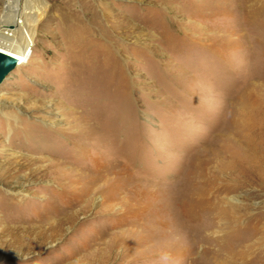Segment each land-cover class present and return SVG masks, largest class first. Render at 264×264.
Returning a JSON list of instances; mask_svg holds the SVG:
<instances>
[{
  "label": "rangeland",
  "instance_id": "rangeland-1",
  "mask_svg": "<svg viewBox=\"0 0 264 264\" xmlns=\"http://www.w3.org/2000/svg\"><path fill=\"white\" fill-rule=\"evenodd\" d=\"M20 5L0 84V264H188L181 213L217 189L237 219L198 213L210 226L191 257L211 262L215 238L264 264V0Z\"/></svg>",
  "mask_w": 264,
  "mask_h": 264
},
{
  "label": "bare ground",
  "instance_id": "bare-ground-1",
  "mask_svg": "<svg viewBox=\"0 0 264 264\" xmlns=\"http://www.w3.org/2000/svg\"><path fill=\"white\" fill-rule=\"evenodd\" d=\"M11 1H12L11 2V6L8 5L6 8H4V10L6 9L8 11L9 15H11V22H10L11 24H8V22L2 24V22L0 21V50H2L3 52H6V53H9V54L13 55V52H14V49H15V45L19 41V40L17 41V34H18V31H19V25H20V15H21L20 2H21V0H11ZM2 21H3V19H2ZM10 42H12L14 44H11ZM23 43H24V41H23ZM16 58L17 57H15V59ZM17 62H18V60H17ZM18 63L16 64L15 68L17 67ZM243 121L245 122V120H243ZM243 137H244V135H243ZM247 143L250 144L251 142H249L247 140ZM262 165L263 166H261V164H259V166H257V167L264 174V164H262ZM219 196H220L219 189H217L215 191V193L212 196L209 197V200H208V198L206 199L205 196L203 195L202 196L203 198L202 199L200 198L198 200L199 205L196 206L195 209H194L196 212H194V210H192V209H189V210H185V211H183L181 213V216L184 215L185 218L187 217L186 222H188V221L194 222L192 224H187L186 225L188 227V229H189V234H190L191 239H192V244H191L190 248L185 250V253H186L185 257H186V259L188 261V264H198V261L201 262V264H223V262L225 260L224 261L221 260L220 257L222 258L225 253L226 254H225L224 257H225V259H227L229 261V264H237V263H241V264L243 263L244 264L246 262H247V264H252L253 261H254V258L259 256V254L261 252H258V251L256 252L254 249H252L253 251L249 249L251 253L250 252H246V251L235 252L233 250V249H235L234 244H231L230 241L226 243V244H228V249H227L228 251L224 252L225 251V249H223L224 245L223 246H219V247H214L213 246V243L218 241L215 238H213L212 240L207 238V239H205L203 241L205 243V246H206V247H204V254L203 255H205V256L206 255H210L212 260L210 258L209 259L211 260V262L208 261L209 263H206V261H207L206 259H203V258L194 259V258L191 257L192 254L195 251V248L197 247V245L200 242L199 238H197V230H196L197 226L201 227L202 229L203 228L204 229H208L209 226H210L209 225L210 223L209 224H204L199 219L198 213L208 212L212 216V220H213L212 225L217 224V222L222 223V219H224V218H227V219H229L231 221L233 219L234 222L237 219L236 216L234 217V215L233 216L230 215L227 210H226L227 213L222 210V207L220 206L221 203H222V199ZM188 219H190V220H188ZM197 220L200 221V223ZM197 222H198V224H197ZM210 234H212V233H210ZM219 237H221V236H219ZM237 237H239V236H237ZM246 238H247L246 236L242 237V240H245ZM229 246H231V247H229ZM244 248H246V247H244ZM194 261L196 263H194ZM226 263H228V262H226Z\"/></svg>",
  "mask_w": 264,
  "mask_h": 264
},
{
  "label": "water",
  "instance_id": "water-1",
  "mask_svg": "<svg viewBox=\"0 0 264 264\" xmlns=\"http://www.w3.org/2000/svg\"><path fill=\"white\" fill-rule=\"evenodd\" d=\"M15 57L0 50V84L17 64Z\"/></svg>",
  "mask_w": 264,
  "mask_h": 264
}]
</instances>
